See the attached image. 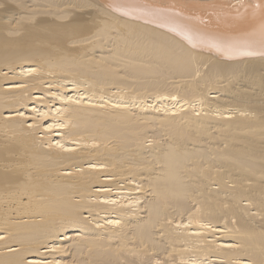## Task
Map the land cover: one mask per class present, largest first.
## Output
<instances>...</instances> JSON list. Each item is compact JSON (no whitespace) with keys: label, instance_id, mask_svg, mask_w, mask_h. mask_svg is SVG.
<instances>
[{"label":"bare ground","instance_id":"obj_1","mask_svg":"<svg viewBox=\"0 0 264 264\" xmlns=\"http://www.w3.org/2000/svg\"><path fill=\"white\" fill-rule=\"evenodd\" d=\"M194 3L0 0V264H264V3Z\"/></svg>","mask_w":264,"mask_h":264},{"label":"rangeland","instance_id":"obj_2","mask_svg":"<svg viewBox=\"0 0 264 264\" xmlns=\"http://www.w3.org/2000/svg\"><path fill=\"white\" fill-rule=\"evenodd\" d=\"M149 1H151V0H149ZM194 1H198V3H194L197 7H192L194 9H192V8H189V9L183 8V9L191 11V12H197L198 15L201 16V19L203 22H209L211 20H215V22H216V20H218L219 18L220 19L223 18L225 14L226 15H234V17L230 18L231 20H236V18L239 17V15H237V12H231V13L228 12L227 13V11H228L227 5L231 4V0H194ZM261 2L264 3V0H261ZM251 3L253 5H255V7L251 4L248 5L246 3L247 5H244L245 7L242 6L239 13L241 15H243L245 10L249 9L248 13H252V12H256L260 9L259 7H257V0H251ZM223 5L226 7H223ZM193 14H195V13H193ZM245 15H247V13L244 14V16ZM224 24H226V23H224Z\"/></svg>","mask_w":264,"mask_h":264}]
</instances>
